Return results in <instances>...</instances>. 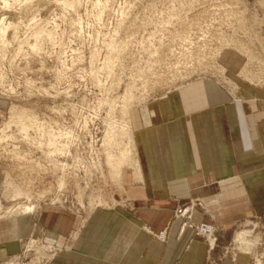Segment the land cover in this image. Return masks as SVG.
I'll return each instance as SVG.
<instances>
[{
	"label": "rangeland",
	"instance_id": "1",
	"mask_svg": "<svg viewBox=\"0 0 264 264\" xmlns=\"http://www.w3.org/2000/svg\"><path fill=\"white\" fill-rule=\"evenodd\" d=\"M29 1L6 8L0 0V23L5 17L13 24L7 45H0V219L34 220L30 237L4 264H50L72 253L81 227L64 242L46 241L51 229L40 217L46 207L79 216L82 225L98 210H138L133 187L143 180L134 177L131 162L119 161L128 150L130 160L141 161L134 111L196 82L216 84L236 104L244 102L246 87L258 96L264 91L261 0ZM104 37L113 39L116 52L105 49ZM225 40L238 41L236 48L224 47ZM239 42L253 59L238 51ZM13 108L28 111L33 127L24 131ZM196 209L206 212L198 199L179 206L171 222L180 220L205 242L206 264H264V214L239 220L225 235L210 217L195 222ZM171 222L156 239L168 240ZM203 226L213 227V236L197 233ZM237 234L256 249L246 252Z\"/></svg>",
	"mask_w": 264,
	"mask_h": 264
},
{
	"label": "crops",
	"instance_id": "2",
	"mask_svg": "<svg viewBox=\"0 0 264 264\" xmlns=\"http://www.w3.org/2000/svg\"><path fill=\"white\" fill-rule=\"evenodd\" d=\"M133 123L143 172L133 187L138 210H98L82 225L79 216L44 208L43 226L52 231L46 241L64 242L81 227L72 253L50 264H206L205 242L171 222L179 206L203 202L206 212L194 210L193 220L210 217L225 235L239 220L264 214V91L246 87L236 104L216 84L196 82L134 111ZM33 221L0 219V264L19 253ZM170 222L168 240L156 239Z\"/></svg>",
	"mask_w": 264,
	"mask_h": 264
},
{
	"label": "bare ground",
	"instance_id": "3",
	"mask_svg": "<svg viewBox=\"0 0 264 264\" xmlns=\"http://www.w3.org/2000/svg\"><path fill=\"white\" fill-rule=\"evenodd\" d=\"M2 2H3V6H5L6 8H12V6H20V8H21V5H23L24 3H26V2H28L29 0H1ZM106 1V0H105ZM235 1H239V0H235ZM30 2V1H29ZM28 2V3H29ZM66 2V1H65ZM75 2V1H74ZM97 2H99L98 0H97ZM106 3V2H105ZM66 4H67V2H66ZM76 4V3H75ZM89 4V3H88ZM259 4H260V6L261 7H263L264 8V0H261L260 2H259ZM26 5H28V4H26ZM79 5V4H78ZM65 6V5H64ZM71 6H73L72 5V3H71ZM76 7V6H75ZM98 7V6H97ZM102 8V10H101V14H103L106 10H104V8L106 7V4H104L103 6H101ZM19 8V7H18ZM17 8V9H18ZM99 8V7H98ZM73 10H74V8H73ZM78 11V10H77ZM88 13V12H87ZM101 17V16H100ZM237 17V16H236ZM240 17H242V16H240ZM239 17V18H240ZM102 20V19H101ZM100 20V21H101ZM34 21V20H33ZM101 23V22H100ZM13 26V24L11 23V22H9V24L6 22V20H5V17L3 18V20L1 21V23H0V45L2 44V43H4L5 42V40L7 39L6 38V35H7V33H8V30H9V28L10 27H12ZM105 26V25H104ZM16 27V26H15ZM15 27H13V28H15ZM17 28V27H16ZM105 28V27H104ZM43 30V29H42ZM101 30V29H100ZM45 31V30H44ZM40 32H41V30H40ZM108 32V31H107ZM42 34L44 33V32H41ZM46 33V32H45ZM34 34H36V33H34ZM38 34V33H37ZM37 34L35 35V36H37ZM47 34H49V33H47ZM47 34H45V35H47ZM39 35H41V34H39ZM34 36V35H33ZM48 37H49V35H47ZM97 37H99V36H97ZM106 37H107V35H106ZM33 38V37H32ZM40 38V37H39ZM45 38V37H44ZM105 38V37H104ZM103 38V39H104ZM43 39V38H42ZM39 40V39H38ZM41 40V39H40ZM97 40H98V38H97ZM113 39L110 37L109 39H104V43H105V49L106 50H108L109 52H111V51H114V43H113V41H112ZM228 40H225V42H226V46H224V47H226V48H231V46H235V48H236V44L238 43V41H235V45H231L230 46V44H232V42H234L233 40L232 41H230V42H227ZM35 42H36V39H35ZM98 42V41H97ZM223 42V41H222ZM6 44H4V47L7 45V42H5ZM29 43V42H28ZM37 43V42H36ZM36 43H34V45L36 46ZM41 43V42H40ZM103 43V44H104ZM38 44V43H37ZM3 45V44H2ZM221 45V44H220ZM3 47V48H4ZM31 47V46H30ZM37 47V46H36ZM223 47V48H224ZM41 48V47H40ZM223 48H221L220 50H218V52H216L214 55H213V60L214 61H217V58L218 57H220L219 55L222 53V49ZM237 48L239 49L238 51H241V53H243V56H247L248 57V60H249V58H251V59H253L252 58V52L249 50V48L247 47V48H245L243 45H241V43L239 42V44L237 45ZM39 49V48H38ZM0 50H2V49H0ZM114 52H116V51H114ZM76 53V52H75ZM106 53V52H105ZM240 53V54H241ZM98 55H100V49H98L97 51H95V53L94 54H92V58L91 59H93V65L95 64V61L97 60V58H98ZM110 56H107L108 58H110L111 57V54H109ZM254 59H255V57H254ZM109 60V62L111 61L110 59H108ZM212 60V61H213ZM91 61V60H90ZM201 61H203V59H201ZM254 61V60H253ZM92 62V61H91ZM98 62V61H97ZM107 62V61H106ZM106 62H103V63H106ZM107 64V63H106ZM104 65V64H103ZM211 66V65H210ZM91 67H92V65H91ZM102 67V66H101ZM216 70V69H215ZM244 70V69H243ZM242 70V71H243ZM247 70H249V69H247ZM100 71H104V68H102ZM225 71V70H224ZM247 72V71H246ZM99 73L100 72H94V74H95V76H97V75H99ZM223 73V72H222ZM241 73H243V72H241ZM263 73V72H262ZM246 73H244V75H245ZM250 74V73H249ZM242 75V74H241ZM251 75V74H250ZM264 75V74H263ZM253 77V76H252ZM251 77V78H252ZM250 78V79H251ZM256 78V77H255ZM255 78H254V80H255ZM261 78V77H260ZM97 79V78H96ZM253 79V78H252ZM262 79V78H261ZM253 81V80H252ZM257 81V80H256ZM260 81V80H259ZM258 81V82H259ZM262 81V80H261ZM191 87V86H190ZM189 87V88H190ZM11 89V88H10ZM133 99V98H132ZM139 99H141V98H139ZM137 100V99H136ZM143 100H144V98H143ZM138 101V100H137ZM137 101H132L131 99L129 100V101H127V103L129 102H137ZM140 101L141 100H139L138 102L140 103ZM131 103V104H132ZM130 105V104H129ZM130 107V106H129ZM126 114H127V112H126ZM13 117H15L16 119H19L20 121H22L23 123H21L20 122V124H21V128L24 130V131H26L25 129H27L28 127H33L32 125H34L35 124V122L33 123V121H34V119L32 118V116L30 115V113H28V111H25L24 109H18V108H13ZM36 121V120H35ZM26 122H31V124L30 125H24ZM24 126H26V127H24ZM28 126V127H27ZM128 127V130L129 131H131V127H130V125H128L127 126ZM28 130V129H27ZM129 148V147H128ZM131 148V147H130ZM127 153H125L122 157H121V159L119 160V161H121V163L122 162H127V163H130L133 167H134V170H135V175H134V177H137V179L138 180H140V181H142L143 180V174H142V172H141V169H140V164L137 162V161H132V160H130L129 158H130V155H132V150H128V151H126ZM131 158H133V156L131 157ZM112 161V160H111ZM118 161V162H119ZM112 163V162H111ZM123 164H125V163H123ZM113 165V164H112ZM129 165V164H128ZM131 169H132V167H130ZM119 169V168H118ZM118 169L115 171V174L114 175H116L117 177H119V175H120V171H118ZM92 205V204H91ZM94 208V207H93ZM3 210V206H2V204H0V212ZM162 237L164 238V234H162ZM257 240V239H256ZM236 241L239 243V244H241V247H243V245L245 244V245H247V246H245V248L247 247V249H245L246 250V252H251L252 251V247H253V244L254 243H252V242H249V241H247L246 239H245V236H244V234H237V237H236ZM255 243H257V242H255ZM254 246H255V249H256V245L254 244ZM240 247V248H241ZM244 248V247H243ZM42 249H45V248H42ZM252 253V252H251ZM254 253V252H253ZM49 257V256H48ZM47 257V258H48ZM258 262V261H257ZM9 264H16L15 262H12V263H10L9 262ZM260 264V263H259ZM263 264V263H262Z\"/></svg>",
	"mask_w": 264,
	"mask_h": 264
},
{
	"label": "built area",
	"instance_id": "4",
	"mask_svg": "<svg viewBox=\"0 0 264 264\" xmlns=\"http://www.w3.org/2000/svg\"><path fill=\"white\" fill-rule=\"evenodd\" d=\"M197 233H199L200 235L209 237V236H213L214 229L211 226H203Z\"/></svg>",
	"mask_w": 264,
	"mask_h": 264
}]
</instances>
